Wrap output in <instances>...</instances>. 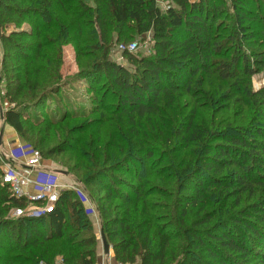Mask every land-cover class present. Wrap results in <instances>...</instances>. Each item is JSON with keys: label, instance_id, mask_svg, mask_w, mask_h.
Wrapping results in <instances>:
<instances>
[{"label": "trees", "instance_id": "1", "mask_svg": "<svg viewBox=\"0 0 264 264\" xmlns=\"http://www.w3.org/2000/svg\"><path fill=\"white\" fill-rule=\"evenodd\" d=\"M92 1L0 0L7 123L44 158L69 154L63 164L90 190L116 261L264 264V87L253 86L264 0H229L228 11L224 0ZM149 32L153 55L125 52L133 69L111 59L120 38ZM68 43L91 107L63 92L74 78L61 70ZM2 166L0 264H96L77 193L12 217L27 202L3 184Z\"/></svg>", "mask_w": 264, "mask_h": 264}, {"label": "built area", "instance_id": "2", "mask_svg": "<svg viewBox=\"0 0 264 264\" xmlns=\"http://www.w3.org/2000/svg\"><path fill=\"white\" fill-rule=\"evenodd\" d=\"M136 45L137 42L129 47L122 45V48L133 51ZM4 104L8 106L7 102ZM0 160L3 162V184L8 186L13 197L27 202L24 207L13 208L10 213L12 217L41 216L51 212L64 189H71L77 193L88 214L97 213L93 200L87 195L84 186L71 178V182L62 183V175L45 166L41 151L30 144H20L10 148L8 152L0 151ZM99 236L101 239V233ZM56 264L64 263L61 261Z\"/></svg>", "mask_w": 264, "mask_h": 264}, {"label": "rangeland", "instance_id": "3", "mask_svg": "<svg viewBox=\"0 0 264 264\" xmlns=\"http://www.w3.org/2000/svg\"><path fill=\"white\" fill-rule=\"evenodd\" d=\"M90 3H93L92 0H88ZM226 3L224 5H222V8H225L227 11L229 10V6H230V2L229 0H224ZM159 6L163 7L164 9H168V2L167 0H159ZM218 5H221V2L218 3ZM161 7V8H162ZM224 16V15H223ZM224 18V17H223ZM22 29H32L31 25L29 23H24L21 26ZM86 30V29H85ZM129 34V32H128ZM115 37H118V35H116ZM137 42V45L135 48H133V51H129V50H125L124 48H122V45L125 46H130L132 43ZM153 33L149 32L146 35H135L134 37L128 38L127 36L120 38L119 41H117L113 47H112V51H111V59L113 61H116L119 65H124L129 67L130 69H133L134 66L128 61L127 57L125 56V52H129V53H133L134 55L137 56H151L153 55ZM63 65H62V73H63V77H74L77 75V73L80 71V66L79 63L77 61V56H76V47L74 43H68L66 45H64L63 47ZM85 59H82L81 61L83 62ZM82 67V66H81ZM75 78V77H74ZM72 78L71 83L68 84L63 91L65 95H67L71 102L73 103V106H81V107H91L93 100H92V96L94 94H92L90 92V90L87 87V83L82 79V78ZM253 86L255 88V90H258L262 87H264V71L256 74L253 76ZM63 94V95H64ZM56 98V97H55ZM11 103V102H10ZM60 102H55V105L50 106V109L54 110L55 106L58 105L59 106ZM45 109L43 111H37L36 109L29 111V115L28 116H33L34 114H39L41 116L45 115ZM28 114V113H27ZM27 123L29 124V120L27 121ZM25 143H27V141L25 140V138H23ZM62 140V138H61ZM53 142V139L50 141ZM39 150V149H38ZM69 157V154H63L60 155L58 157L55 158H44V165L49 167L52 170H58V169H65L67 170V168L64 166V161L67 160V158ZM3 170V168H2ZM69 178L73 179L74 181H77L75 179V175H73L72 173L69 172ZM64 177L62 175L61 178V182L64 183ZM85 188V187H84ZM89 190V189H88ZM87 189H85L87 195L90 196L89 191ZM91 197V196H90ZM93 200V203L95 205V209L97 211L96 214L98 213L97 207H96V203ZM9 216V214L7 215ZM101 224V223H100ZM102 228V225H101ZM100 239V236L98 237ZM2 244H6L4 240L1 241ZM99 242H101V239L99 240ZM101 244V243H100ZM99 246V245H98ZM112 246V245H111ZM260 248H264V245L261 244L259 245ZM101 248V247H100ZM114 251V250H113ZM115 256V255H114ZM116 260V259H115ZM63 262L64 264H66L63 260L62 257H60L57 262ZM116 264H120L121 262L116 261ZM115 264L114 263V259H109L108 255H97V263L96 264ZM41 264H46V263H41ZM131 264H140L139 261H136L135 263H131ZM255 264H260L255 262Z\"/></svg>", "mask_w": 264, "mask_h": 264}, {"label": "crops", "instance_id": "4", "mask_svg": "<svg viewBox=\"0 0 264 264\" xmlns=\"http://www.w3.org/2000/svg\"><path fill=\"white\" fill-rule=\"evenodd\" d=\"M14 29V27H10L6 29V32H11ZM5 32V29L0 26V151H7L12 148L16 147L20 144H24L25 141L23 137L15 130L14 127L9 125L6 121V110L10 106H5L4 102L7 101L6 97L3 94V91L5 90L4 88V81L2 77V68H3V61H4V55H3V46H2V41H1V35L2 33ZM3 113V114H2ZM71 182V179L69 177L64 178V183ZM91 218L94 222L95 229L97 232V237L100 235L101 231V224H100V218L99 214H92ZM98 238V256L100 255H105L104 249L102 247L101 242H99ZM101 247V248H100ZM114 251L113 248L111 247L110 249V254L108 255L109 259H114V263L116 264L115 256H114ZM113 264V263H112ZM119 264V263H118Z\"/></svg>", "mask_w": 264, "mask_h": 264}, {"label": "water", "instance_id": "5", "mask_svg": "<svg viewBox=\"0 0 264 264\" xmlns=\"http://www.w3.org/2000/svg\"><path fill=\"white\" fill-rule=\"evenodd\" d=\"M56 171L59 172L64 177H69V175H70L69 172L67 170H64V169H58ZM100 233H101V244H102V247L104 249V253L109 255L111 246L109 245L107 237L105 235V232H104V230L102 228H101Z\"/></svg>", "mask_w": 264, "mask_h": 264}]
</instances>
